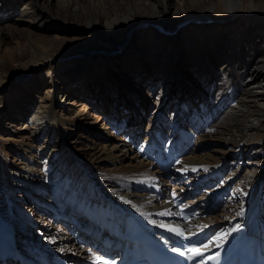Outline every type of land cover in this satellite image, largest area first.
<instances>
[{
    "label": "bare ground",
    "instance_id": "6f19581e",
    "mask_svg": "<svg viewBox=\"0 0 264 264\" xmlns=\"http://www.w3.org/2000/svg\"><path fill=\"white\" fill-rule=\"evenodd\" d=\"M3 45L16 47L9 60L0 50V237L25 255L82 254L51 222L63 216L131 210L177 226L156 195L168 182L144 159L155 142L185 151L174 188L188 183L182 171L224 196L200 221L264 217V0H0ZM59 85L66 98L96 91L104 115L112 98L105 120L129 139L93 131L89 115L53 97Z\"/></svg>",
    "mask_w": 264,
    "mask_h": 264
},
{
    "label": "rangeland",
    "instance_id": "374dc122",
    "mask_svg": "<svg viewBox=\"0 0 264 264\" xmlns=\"http://www.w3.org/2000/svg\"><path fill=\"white\" fill-rule=\"evenodd\" d=\"M21 41H18L17 43H20ZM22 43V42H21ZM110 44H111V42H110ZM16 46H14V45H11V46H5V45H3V46H1V48H0V50L2 51V53L4 54V57H5V59L6 60H9L10 58H11V56H12V52H13V49L15 48ZM45 88H46V86H44ZM42 88V89H45V88ZM59 89H58V92L57 93H55L54 95L55 96H53L54 98H56L57 97V99H60L61 100V103L64 101V99L66 98L65 96L64 97H62V94L63 93H60V90H61V86L59 85V87H58ZM69 88V87H68ZM69 89H71V88H69ZM85 89H86V86H85ZM74 90L75 91H78V93H80V91H82V88L81 87H76V88H74ZM46 91V90H45ZM44 91V92H45ZM60 93V94H59ZM89 93H90V91H89ZM93 93V94H92ZM97 92L96 91H91V100H90V98H88V94H85V92H83V94H82V92L79 94V98L78 97H76L75 99H74V96H72V95H69V97H67L66 99V101H68V102H70L71 103V105L69 106V109H70V113H72L73 115H77V114H79V113H86L87 115H89V117H88V121H89V124H88V126H90V127H92V129H93V131H96V132H100V130L98 131V129H99V126L97 125V124H99V125H102L103 126V128H105V127H107L108 129V131H107V134L108 135H110V137H113V138H116V139H125V140H128L127 139V137L125 136V133L123 132V130L120 128V130H121V132H119L118 131V129H116L115 130V128H117V126L118 127H121L119 124H116V125H112V122L109 124L105 119L106 118H108L109 116L108 115H110L111 113H112V111H113V106H114V102H113V99L111 98L110 100H109V108L107 109V114L106 115H104V113H103V110H104V108H103V105H102V107L101 108H99L98 110L96 109V107H97V100H96V97L98 96V99H101V97L102 96H100V94H96ZM75 100H77V101H75ZM72 101H74V102H72ZM83 104L84 105H87V109H85L84 111H83ZM101 106V105H100ZM155 106V105H154ZM151 108V110H150V112H154V110H155V108H152V107H150ZM110 110H111V112H110ZM100 114V116H99V118H97L96 116L97 115H99ZM104 116H105V118H104ZM147 117V116H146ZM96 119V120H95ZM104 122V123H103ZM102 123V124H101ZM97 127V128H96ZM146 125H144V126H139V125H137V128H140V129H144L143 130V132L141 133V134H135V135H138V136H141V139L142 138H144V134H145V131H146ZM127 134H129V133H127ZM130 136L133 138V136H132V134L130 133ZM127 142V141H126ZM159 143V142H158ZM163 144H167L166 142H164ZM188 157V156H187ZM184 158H186V157H184ZM170 189V188H169ZM30 202V201H29ZM27 202V204H26V208H27V210L28 209H30L33 205H32V202ZM42 202V201H41ZM48 203L49 202H46V203H44V204H47L48 205ZM43 206H46V205H43ZM40 215H41V213H39ZM42 216V215H41ZM52 223H53V225H55L56 227H58L59 228V231H64V229L62 228V224H61V221L60 220H58V221H56V219H52V221H51ZM41 223H42V221H41ZM31 228H33L32 229V234H31V236L33 237L35 234H36V232L38 231V229L40 228V223H37V224H34L33 226H31ZM51 228H53V226H51L50 227V229ZM39 235L41 236V237H39V238H41V240H44V239H47L48 237L47 236H45L42 232H39ZM25 237H28V236H25ZM33 239H36L35 237L33 238ZM69 240H70V238H68L67 240H66V245H67V250H71L72 249V241H70L71 243H69ZM65 257H66V255H65Z\"/></svg>",
    "mask_w": 264,
    "mask_h": 264
},
{
    "label": "snow or ice",
    "instance_id": "6c2138e0",
    "mask_svg": "<svg viewBox=\"0 0 264 264\" xmlns=\"http://www.w3.org/2000/svg\"><path fill=\"white\" fill-rule=\"evenodd\" d=\"M170 212H161L158 215H170ZM160 227H167V230L170 232H174L182 238L187 239L184 235V231L174 228L168 227L164 224L159 225ZM227 236V233H221L214 240H210L208 243L202 244L200 247L195 246H183V250L181 248H173L172 251L178 253L180 256L185 257L189 261H196V264H207L208 260H216L219 256V253H216L212 256H205V253L210 249L211 246L215 245L217 248L221 247V244L224 238ZM199 258V259H197ZM95 261L97 264H109L108 261H104L100 256H95Z\"/></svg>",
    "mask_w": 264,
    "mask_h": 264
}]
</instances>
